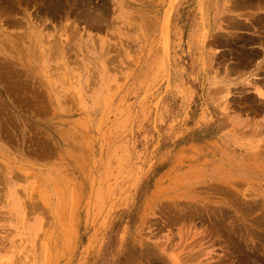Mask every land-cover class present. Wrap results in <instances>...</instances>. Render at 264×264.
<instances>
[{"label":"rangeland","instance_id":"rangeland-1","mask_svg":"<svg viewBox=\"0 0 264 264\" xmlns=\"http://www.w3.org/2000/svg\"><path fill=\"white\" fill-rule=\"evenodd\" d=\"M59 1L0 0V264H264V0Z\"/></svg>","mask_w":264,"mask_h":264},{"label":"bare ground","instance_id":"bare-ground-1","mask_svg":"<svg viewBox=\"0 0 264 264\" xmlns=\"http://www.w3.org/2000/svg\"><path fill=\"white\" fill-rule=\"evenodd\" d=\"M47 1H48V2H47V3H48L47 8H50V6H51V9H52V10H55V11L57 10V11H58L59 7L62 6V4H61V2H60L59 0H47ZM85 1H87V0H85ZM235 3H237V2H235ZM6 4H7V3H6ZM237 4H238V3H237ZM237 4H236V5H237ZM236 5H235V6H236ZM84 6H85V4H84ZM240 6H241V5H240ZM85 7H86V6H85ZM237 7H238V6H237ZM88 8H89V7H88ZM9 10H10V9H9ZM59 10H60V9H59ZM90 10H91V9H90ZM92 10H93V9H92ZM93 12L95 13V11H93ZM98 12H99V11H98ZM90 13H91V14H90ZM96 13H97V12H96ZM101 14H102V13H101ZM101 14H100V15H101ZM101 16H102V15H101ZM84 17H85L86 19L89 18L90 20L88 19V21H91V20L94 21V20L97 18V17L94 16V14H92V12H90L89 10H88V11H86V10L84 11ZM98 17H99V15H98ZM163 18H164V17H163ZM166 18H167V17H166ZM166 18H165V19H166ZM228 20H229V19H228ZM231 20H232V19H231ZM127 21H128V20H127ZM233 21H234V20H233ZM97 22H98V21H97ZM255 22H256V21H255ZM38 23H39V22H38ZM162 23H163V22H162ZM235 24H236V22H235ZM237 24H238V23H237ZM239 24H240V22H239ZM145 25H146V24H145ZM243 25H244V24H243ZM237 26H238V25H237ZM237 26H236V27H237ZM240 26H242V25H240ZM145 27H146V26H145ZM139 36H140V35H139ZM139 38H140V37H139ZM140 39H141V38H140ZM229 40H230V39H229ZM251 41H252V40H251ZM246 42H249V40H248V41L246 40ZM223 43H225V42H223ZM17 45H18V44H17ZM3 46H4V45H3ZM58 48H59V47H58ZM6 49H7V48H6ZM55 49H56V48H55ZM55 49H54V50H55ZM119 49H120V48H119ZM20 50H21V49H20ZM66 51H67V50H66ZM66 51H65V52H66ZM53 52H54V51H53ZM243 53H244V52H243ZM51 55H52V54H51ZM241 56H242V55H241ZM242 57H243V56H242ZM249 57H250V55H249ZM23 58H24V57H23ZM240 58H241V57H240ZM246 58H247V57H246ZM246 58H245V59H246ZM252 59H253V58H252ZM107 63H108V62H107ZM109 63H110V62H109ZM227 75H228V74H227ZM6 78H8V77H6ZM14 78H15V77H14ZM11 85H12V84H11ZM11 85H10V86H11ZM7 86H8V84H7ZM8 87H9V86H8ZM21 87H22V86H21ZM21 87H20V88H21ZM22 88H23V87H22ZM4 90H5V89H4ZM20 90H21V89H20ZM221 91H222V90H221ZM19 92H20V91H19ZM222 92H223V91H222ZM13 94H14V92H13ZM218 95H219V94H218ZM16 97H17V95H16ZM12 98H13V97H12ZM0 100H1V99H0ZM16 100H17V99H16ZM1 104H2V102H1ZM0 107H1V106H0ZM3 108H4V107H3ZM223 109H224V108H223ZM1 122H2V121H1ZM12 124H13V123H12ZM3 130H4V129H3ZM235 131H236V130H235ZM231 197H232V195H231ZM261 222H262V221H261ZM258 224L260 225V223H258ZM261 224H262V223H261ZM232 226H233V225H232ZM238 235H239V234H238ZM259 237H260V236H259ZM235 240H236V239H235ZM233 242H234V241H233ZM235 242H237V240H236ZM238 244H239V243H238Z\"/></svg>","mask_w":264,"mask_h":264}]
</instances>
